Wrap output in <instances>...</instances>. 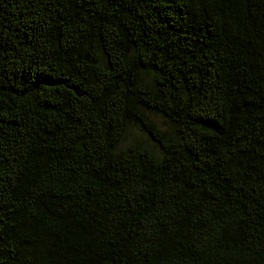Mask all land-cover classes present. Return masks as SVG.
Here are the masks:
<instances>
[{"label":"trees","instance_id":"trees-1","mask_svg":"<svg viewBox=\"0 0 264 264\" xmlns=\"http://www.w3.org/2000/svg\"><path fill=\"white\" fill-rule=\"evenodd\" d=\"M0 264H264V0H0Z\"/></svg>","mask_w":264,"mask_h":264}]
</instances>
